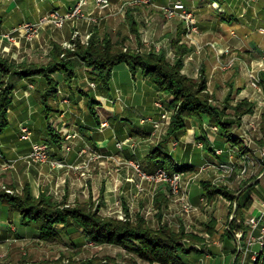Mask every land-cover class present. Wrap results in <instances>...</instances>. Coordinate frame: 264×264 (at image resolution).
Returning a JSON list of instances; mask_svg holds the SVG:
<instances>
[{
    "label": "crops",
    "instance_id": "0c3cea01",
    "mask_svg": "<svg viewBox=\"0 0 264 264\" xmlns=\"http://www.w3.org/2000/svg\"><path fill=\"white\" fill-rule=\"evenodd\" d=\"M78 1L0 0V54L14 63H20L25 58L35 57V54H40V51H48L52 42L65 43L74 31L73 23L70 20L66 21L62 29L51 26L43 27L39 30L38 39L32 44L23 40H20L19 44L11 43L6 35L11 34L13 29L23 23H37L52 10L58 9L61 13L69 12ZM123 1L111 0V8L106 11L107 14L111 13L107 15L102 27L106 35L113 37L117 27L126 28L125 17L111 15L116 12L117 7ZM153 1L160 6L167 2V0ZM182 1L191 4L189 0ZM258 3L259 0H223L219 4L223 12H218L209 7V0L193 2L194 7L191 10L196 15V26L199 32L194 40L205 43L207 46L201 55L193 56V60L186 61L184 66L187 75L188 73L194 75L198 64L201 63L204 66L205 74L211 78L212 90L215 91L216 96H219L222 89L230 85L235 90L241 89L239 92L240 99L245 98L255 105L254 116L251 120L252 130L261 129L259 121L263 120L262 115H264V96L251 87L247 76L248 69L257 68L261 57L264 55V4L258 5ZM94 8L93 1H90L83 7V12L96 15L97 12ZM131 10V19L135 22H148L142 7H135ZM149 14L152 16L149 19V29L143 32L142 28H138L141 40L147 41L148 38L153 42L162 40L166 46L164 52L169 51L172 42L175 40L186 42V29L182 20L178 18L167 21L160 11L154 8L149 11ZM83 20L78 22L77 28L81 35H85L88 30L94 29V26L91 28ZM193 41L190 43L194 44ZM209 44H213V46H209ZM3 48L7 53H3ZM224 49H230L236 54L244 52L242 58H237L233 67L226 72L216 68L218 52ZM227 57L224 55L220 58L225 60ZM115 69L112 71L107 88L101 84L90 86L88 81H91L89 80L91 77L86 74L85 69L76 70L70 85L64 82L62 74L55 73L54 79L57 81L58 88L67 95L69 103L67 106L61 105L60 96L56 95L49 102L50 113L48 115L58 128L65 127L77 131L87 139L91 146L105 156L106 160L102 162L101 168H98L91 177V181L88 182L95 192H103L106 208L112 202L123 199L133 212L142 213L147 208H152L154 197L159 193L162 194L164 200L163 210L176 206L170 202L165 186L143 182L144 191L131 207L130 202L136 192V183L133 182L134 180L138 182L139 179L135 173L124 169L120 170V173H114L111 169L113 166L112 159H135L140 161L143 169L148 172L156 169V164L161 161L165 154L173 162L194 169H198L206 162H211L216 166H230L236 163L238 165V147L231 145L226 140L221 129L217 132L208 130L205 127V125L210 126L207 117L201 120L192 119L188 121L187 133L186 131L174 134L165 133L164 136L162 135L163 141L153 145L152 142H154L155 137L152 135V121L158 119L159 116L158 110L154 107V101L160 92L139 73L132 75L127 65L119 64ZM119 70H123L125 73L123 82L121 78L116 76ZM2 78L0 74V81ZM7 83L13 87V94L11 95V104L8 107L9 125L0 133V174L10 170L11 177H9L12 178V181L15 180L21 184L20 179L23 178L24 184H29L36 191H44V187H53L56 183L58 185L60 181L57 180L68 179L73 190L70 196L73 197L78 194L80 187L87 183V180L86 182L83 180V171L73 169V166L80 162L78 148L64 155L49 138L48 124L43 107L35 96V92L42 91L47 86L45 79L42 77H11ZM91 102L92 107H90ZM101 117L107 119L108 123L103 129L100 128ZM22 128H27L30 131V139H23ZM243 132L244 126L242 125L238 128H232L231 135L241 137ZM185 133L186 139L183 138ZM45 142L50 147V161H54L63 168L52 167L49 163L29 167L21 160V157L30 152L32 143ZM119 142H122L121 148L117 146ZM155 150L163 154L160 156L154 154L153 157L149 158L150 153ZM258 158L253 161V164L258 161ZM254 168L256 177L251 178L253 186L250 185L251 188L247 195L252 202L251 212L258 213L260 203L264 200V190L259 184L264 179V169L258 164ZM190 188V202L195 206L201 205V199L204 196L201 187H196L195 183H191ZM162 218L163 214L161 213L158 219L162 221ZM8 221L14 226L16 225V233L10 231L11 229L7 225ZM56 230L61 238L69 237L72 232L76 231L74 228H64L62 225L56 226ZM13 234L18 238H38L34 230L20 226L19 215L11 216L8 208L0 205V242H6ZM217 237L213 235L211 239L215 242ZM221 237L220 241L212 245L213 256L210 259H203L202 255L199 254L198 257L190 260L194 262L200 257L206 264H232L233 243L225 236L221 235Z\"/></svg>",
    "mask_w": 264,
    "mask_h": 264
},
{
    "label": "rangeland",
    "instance_id": "374dc122",
    "mask_svg": "<svg viewBox=\"0 0 264 264\" xmlns=\"http://www.w3.org/2000/svg\"><path fill=\"white\" fill-rule=\"evenodd\" d=\"M89 3L92 0H88ZM111 1V0H110ZM171 0H167L165 5H156L153 0H124L122 4H119V6L116 9L115 13H112V16H122L125 17L126 21V28L123 29V26L117 27L116 35L113 34L112 36L106 35L103 31V23L105 19H107L106 11L111 8V5L108 8L105 9H99L98 7H95L97 14H85L86 16L84 18H72L68 19L73 23V32L69 40H67L65 43L60 44L64 49H74L76 43L79 42L82 45H87L90 37L92 35H97L99 40H102L105 36H108L114 43H118L121 48L125 50H133L138 51L140 53H149L153 52L155 54H163L170 63H174L177 59V55L175 54V47L177 45L179 47H186L188 49V52L182 56L183 61V69L181 73L185 75L186 77L193 79V80H199L201 77H203L206 81V92L211 96V99L209 101V105L212 108H220L223 104H226L230 108L226 111V115L223 117V121H227V124L231 125L230 133L232 128H238L240 126H244V132L241 137H233L238 140V144L234 145L235 147H238L239 155H238V165L237 163L234 165L226 166V165H218L211 162H206L205 164L201 165L198 169H194L192 167H186L182 166L181 164H177L173 162V160L168 156L164 155L160 162H166L167 165H164L163 167L156 168L152 172H148L143 169V165L140 161H137L135 159H126V160H120V159H112L113 166L112 170L114 173H120V170L124 169L126 171H132L136 174L137 178L139 179L138 182L134 180V184L136 183V192L134 193L132 200L130 202V206L134 204V202L138 201L139 195L144 191L143 182H148L156 185H163L165 186L168 196L170 198V202L175 206L168 209L163 210V203L164 200L162 199V194L159 193L155 195L154 197V204L151 207L147 208L146 210L142 211V213L133 212L130 207L128 208V205L125 204L123 199L116 200L112 202L111 205H109L108 208L105 207L104 199H103V192L94 191L92 187L89 185L88 181H91V177L95 174V172L98 170V168H101V164L103 161H105V156L97 151L93 146L89 144L86 138H84L81 134H79L77 131L67 129L65 127L58 128L57 125L54 124V121H52L49 117L46 119L48 126H52V128L55 130V133L59 136L60 144L57 145L58 148L62 151L64 155H67L68 153L72 152L74 149L78 148V158L80 160L79 163H76L73 166L74 170L80 169L83 171V180L87 183L86 185H82L83 187H80V190L77 192L78 194L74 195L73 197L70 196V193L73 192L71 189V185L68 183V179H62L57 180L59 184L57 183L53 187H44V191H36V189L33 188L29 184H24L23 178L20 179V183L15 182V180L12 181L10 170L5 171L3 174H0V190L5 191L6 193L13 194L16 193L20 195L25 188H28L31 192L32 196L35 198H38L41 194H44L46 196L51 197L55 202L57 203H66V205H73L76 203H82L90 201L94 205H97L99 207V215L104 218H113L120 221H124L126 219V215L130 217L131 220H135L137 217L143 218L146 223L153 229H157L160 226H168L172 228L175 231H179L181 228L184 229V231L187 234H192L195 236H199L203 238L202 244H194L191 242H188L189 249H192V252L188 255H186V264H206L203 259L208 258L210 259L213 254L211 251V247L215 242H218L221 240V235L226 237L227 231H229V223L235 219V209H236V202H231L224 198L222 195H216L214 198L210 201V199L204 194V196L201 199V205L195 206L192 204L189 200V190L191 189V183H195L196 187H201L202 192L203 190V184L208 183L215 187H225L231 191H239L242 187L243 189H246L247 187H250L252 185L251 178L254 179L256 176V171L254 166L259 165L264 169V165L260 162V152L264 151V147L259 146L258 142L263 139V135L261 132V129L258 128V130H252L251 120L253 113L255 112V105L248 101L247 99H240L239 92L241 89H234L232 85L229 87H225L222 89V92H220L219 96H216L214 93L215 91L212 90V83L211 78H208L205 74L204 66L200 63L198 64L194 75H191L188 73V75L184 71V66L186 61L193 60V56L195 55H201L204 48L207 46V44L199 43L194 40V37L199 34L198 29L196 32H192L190 26H187V22L181 19L178 16L168 18L165 13V6L169 4ZM191 4H186L183 2L190 13H192L193 17L196 20L197 25V18L194 14L193 10V2L196 0H189ZM223 0L220 2H217L215 0H209L210 4L209 7L216 9L218 12H223L222 8L220 7V3H222ZM263 5L264 0H259L258 5ZM95 6V5H94ZM85 7V6H84ZM135 7H142L143 11L146 16V21L143 23L141 22H135L133 19H131V9ZM154 8L160 11L164 19L167 21H172L175 19H180L183 21L185 26V41L188 42H181V40H175L172 42L171 47L169 51L164 52L165 45L163 44L162 40H157V42L151 41L149 38L147 41H143L140 39L138 28H142L145 32L149 29V19H151L149 11ZM53 11V10H52ZM55 11H58L61 13L58 9H55ZM50 13V12H49ZM48 13V14H49ZM47 14V15H48ZM64 14V13H61ZM45 15V16H47ZM84 19V20H83ZM85 21L88 23V25L92 28L94 26V29L91 31L88 30L86 34L79 33L77 30L78 28V22L79 21ZM40 20H38L37 23H39ZM145 21V20H144ZM32 23V24H37ZM66 22H64L63 26L61 28L55 27L51 23H41L38 25V36L33 41L29 42L26 41L23 37H20L18 33H11L9 36L15 38V42L9 41L11 43H20V40H23L24 42H27L28 44L34 43L40 35L39 30H41L45 26H51L52 28L55 27L57 29H62L64 27ZM88 26V27H89ZM197 27V26H196ZM123 29V30H122ZM144 34V33H143ZM149 35V33H148ZM7 36V35H6ZM8 38V37H6ZM194 40V41H193ZM21 41V42H23ZM190 43V42H192ZM177 44V45H174ZM193 46V47H192ZM209 46H213V44H209ZM52 47V44H51ZM50 49L48 51H40V54H35V57H32L31 59L25 58L20 63L27 62V63H34L38 65H48L50 62ZM3 48V53H7L6 50ZM9 51V50H8ZM25 55V54H24ZM228 56L227 59L221 60V56ZM244 55V52L234 53L230 49H224L220 52H218V59H217V66L216 68L219 69L222 72H226L227 70L231 69L235 62L237 61V58H242ZM1 57L7 59L10 63H13L15 65L20 63H14L13 61H10L8 58H6L4 55L0 54ZM75 67H74V75L70 82H64L67 85H70L72 80L75 77V72L77 69H85V72L88 76L91 78L88 81L90 86H95L97 84H101L95 80V77L93 74L85 67L84 64H82L80 61H74ZM231 65L227 67V65ZM124 64V63H123ZM122 65V64H120ZM126 65V64H124ZM119 66V65H118ZM128 67V66H127ZM117 68V66L115 67ZM114 68V69H115ZM129 68V67H128ZM116 70V69H115ZM114 70V71H115ZM118 70V69H117ZM130 70V69H129ZM247 70V69H246ZM131 72V71H130ZM58 73V72H55ZM52 73L51 76L54 78V74ZM136 73H139L141 76V71L137 70ZM132 74V73H131ZM133 75V74H132ZM245 75V72H244ZM56 76V75H55ZM116 76L121 78V81L123 82L125 79V73L123 70H119L116 73ZM3 77V76H2ZM11 77H18V76H11ZM9 78H4L5 83H7V80ZM40 76H33L29 78H35ZM144 77V76H142ZM246 77V76H245ZM149 80L148 77H144ZM64 79V78H63ZM3 80V78H2ZM1 80V81H2ZM0 81V82H1ZM150 81V80H149ZM151 82V81H150ZM8 84V83H7ZM95 84V85H94ZM47 85V84H46ZM102 85V84H101ZM103 86V85H102ZM104 87V86H103ZM47 86L45 87V89ZM44 89V90H45ZM42 90V91H44ZM42 91L35 92L36 99L40 102V93ZM256 91V90H255ZM13 92V91H12ZM160 92V91H159ZM258 93H262L261 91ZM13 94V93H12ZM56 95L60 96V104L61 105H68L69 101L67 98V95L60 91L58 88V85L55 89V93L52 97L48 99V107L49 102L51 99H53ZM229 96V100L226 103V97ZM241 101H247L249 103L253 104V111L248 114H244L240 121L237 123L235 117L233 116V110L231 108H234L238 103ZM41 104V102H40ZM42 106V105H41ZM43 107V106H42ZM90 107H92V102L90 103ZM154 107L158 110L159 116L158 119L153 120L158 122L157 126L153 125V136L155 137L154 142L159 143L160 141H163V136L165 133L168 134H174L181 131H186V127L183 130L169 133V126L172 121V117L174 115V109L171 107V96H168L162 92H160V95L157 96V98L154 101ZM50 113V108H48ZM92 109V108H91ZM92 112L94 113V110L92 109ZM46 117V116H45ZM101 123L100 128H105L108 123L107 119L104 117H101ZM261 121H259V127H262V124L264 122V115H262ZM192 120V119H190ZM189 120V121H190ZM199 120V119H194ZM201 120V119H200ZM7 127L9 125L8 120V110H7ZM188 122V121H187ZM187 126V124H186ZM205 127L208 130L217 132L220 131L221 127L215 124H211L210 126L205 125ZM255 127V126H253ZM222 130V129H221ZM223 131V130H222ZM1 132V131H0ZM22 137L23 139H30L31 133L27 128L21 129ZM184 135L183 138L186 139L187 135ZM163 135V136H162ZM225 135V134H224ZM226 137V136H225ZM50 138V136H49ZM51 139V138H50ZM228 141V139L226 138ZM54 142V141H53ZM230 143V142H229ZM45 145L46 151H47V158L44 160L39 159H33L30 156V154L33 151V147L35 145ZM258 144V145H257ZM231 145H233L231 143ZM118 148H121L122 142L117 143ZM241 147L246 150V152L241 150ZM155 150L152 153H150L149 158L153 157L154 154H157V156L163 154L156 153ZM155 152V153H154ZM50 147L47 142L45 143H32L31 149L28 155L21 157L27 166L31 167L34 165H39L43 163H49L52 167H57L59 169L63 168L61 165L55 163L54 161H50ZM258 158V161H256L255 164H252L251 161H255V159ZM168 160L172 161L177 167L184 168L186 170L184 171H173L168 163ZM247 166V172L245 174H242V167ZM159 171L166 172L169 176L172 177V175H177L178 177V186H179V194L174 195L171 190V185L169 182H157L154 180H147L145 178H142L141 175H153ZM20 173V171H19ZM10 176V177H9ZM15 176H17L15 174ZM7 178V180H4ZM60 178V177H59ZM52 180V177H51ZM54 182V181H53ZM55 183V182H54ZM249 184V185H248ZM260 186L264 190V179H262L259 182ZM199 185V186H197ZM253 186V185H252ZM193 189V188H192ZM183 198L184 200H187L188 203L192 206L193 211H190L186 213L181 206L180 199ZM129 204V203H128ZM252 204V202H251ZM252 206V205H251ZM251 206L250 208L245 211L246 214L244 215V221H243V228L234 230L231 233V236L227 239L231 240L233 243V249H232V257H233V263L232 264H240V258L241 256L235 254L234 249V240L237 236V234L242 232L243 239L247 238L249 234V228L247 226V219L251 216L257 215L258 213L251 212ZM7 207V206H6ZM130 209V210H129ZM127 212V213H126ZM163 214L162 221L161 219H158L160 214ZM11 216L18 215V213H9ZM214 221V230L212 234H209L206 232V226L211 222ZM219 224V226H217ZM7 225L10 227V231L12 233H16L17 227L14 226L10 221L7 222ZM72 228V227H71ZM76 231L72 232L69 237H63L60 238L58 241L53 242H45L38 238H18L14 236H10L6 240V242L1 243L0 242V264H68L69 260H75V261H81V260H87V259H99L102 261H106L108 264H125L127 261H130V259L135 260L136 264H158V263H150L147 261L142 260L139 258L135 253L130 252L127 249H124L119 246L110 245V244H103L98 245L91 241L88 238H85L82 235V229L74 228ZM213 235L218 236L217 240L211 239L213 238ZM264 244L262 247L259 245L254 246V250L259 249L258 254H251L253 257L248 256L245 264H264ZM202 255L203 259L200 257L196 259V261H191L194 257H198ZM108 259V260H106ZM191 259V260H190ZM201 259V260H199Z\"/></svg>",
    "mask_w": 264,
    "mask_h": 264
},
{
    "label": "trees",
    "instance_id": "16d2710c",
    "mask_svg": "<svg viewBox=\"0 0 264 264\" xmlns=\"http://www.w3.org/2000/svg\"><path fill=\"white\" fill-rule=\"evenodd\" d=\"M215 1L220 2L221 0ZM75 43L74 49L70 50L64 49L59 43L52 42L50 62L45 66L27 62L15 65L0 56V74L3 76V80L0 82V133L7 128V110L11 104L13 91V87L5 83L4 78L11 76L19 78L40 76L44 78L47 88L40 93V102L47 119L49 115L47 102L54 95L57 87V81L51 76L52 73L58 72L62 74L66 82H70L74 75V61H80L93 74L95 80L107 88L114 67L124 63L133 75L137 70H140L142 76L148 77L160 92L171 96L174 115L169 126V133L183 130L190 119L200 120L207 117L211 124L221 127L228 142L233 145L238 144V140L233 138L230 133L231 125L222 120L230 107L226 104L220 108L210 107L211 96L206 92L205 79L201 77L199 80H193L181 73L183 69L181 58L188 52L186 47L174 44L177 45L175 47L177 59L172 64L166 60L163 54L124 51L108 36L99 40L95 34L90 37L87 45H82L78 41ZM259 80L264 96V71L259 73ZM228 100L229 96L226 97V103ZM231 109L238 123L244 114L253 111V104L241 101ZM261 132L263 139L258 144L264 147V122ZM48 134L55 144H60L59 136L50 125ZM241 150L246 152L243 147ZM156 153L161 154L160 151H156ZM168 163L173 171L186 170L177 167L171 160H168ZM164 165H167L165 161L158 162L156 168ZM243 188L234 192L225 187L203 184L204 194L210 201L214 196L222 195L227 200L236 202L235 219L229 223L227 238L234 230L243 228L245 211L251 206V199L247 195L251 187ZM0 205L7 206L9 213H18L20 226L34 230L42 241L60 240L61 237L56 230L58 225H62L64 228H79L82 229V235L85 238L98 245L110 244L122 247L150 263L186 264V255L192 252L188 242L203 243V238L187 234L183 228L179 231L168 226L153 229L143 218L137 217L135 220H131L128 215L124 221L104 218L99 215V207L90 201L66 205L64 202L57 203L44 194L35 198L28 188H25L20 195L0 190ZM214 224L215 222L211 221L206 226V232L212 234ZM68 262V264H108L97 258L81 261L69 260ZM125 264H136V262L130 259Z\"/></svg>",
    "mask_w": 264,
    "mask_h": 264
},
{
    "label": "built area",
    "instance_id": "2783aa9c",
    "mask_svg": "<svg viewBox=\"0 0 264 264\" xmlns=\"http://www.w3.org/2000/svg\"><path fill=\"white\" fill-rule=\"evenodd\" d=\"M95 7L99 9L108 8L111 5L110 0H92ZM89 3L88 0H79L77 4L69 12L64 14L59 13L58 11H51L47 16H44L40 19L39 23H23L21 26L13 29V33H18L20 37H23L26 41H33L38 36V25L43 23H51L57 28H61L64 22L72 18H84L86 15L83 12V7ZM166 16L172 18L175 16L180 17L187 22V26L191 28L192 32L197 31L196 20L187 9V6L182 2V0H171L168 5L164 8ZM10 41L15 42V38L7 35ZM227 65V67H229ZM264 71V55L261 57L260 63L257 65V68H250L247 71V76L249 84L256 91H261L259 73ZM153 125L157 126L158 122L153 121ZM45 145L39 144L33 147V151L29 157L33 159L44 160L47 158V151ZM260 162L264 165V151L260 152L259 155ZM253 164V162L251 161ZM247 172V166L242 167V174ZM142 178L147 180H154L157 182H169L171 185V190L174 195L179 194L178 186V177L177 175L169 176L164 171H159L153 175H141ZM182 209L188 213L193 211L192 206L188 203L187 200L183 198L180 199ZM247 226L249 228V234L247 238L243 239L242 232L239 231L235 240H234V249L236 256H241L240 264H245V261L248 256H251L252 259L255 258L251 254H258L259 249L254 250V246L259 245L260 247L264 244V200L260 203L259 212L257 215L251 216L247 219ZM264 250V248L262 249Z\"/></svg>",
    "mask_w": 264,
    "mask_h": 264
}]
</instances>
